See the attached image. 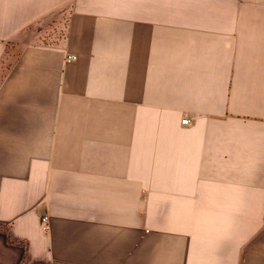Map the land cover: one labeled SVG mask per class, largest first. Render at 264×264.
I'll return each mask as SVG.
<instances>
[{
  "label": "crops",
  "instance_id": "crops-1",
  "mask_svg": "<svg viewBox=\"0 0 264 264\" xmlns=\"http://www.w3.org/2000/svg\"><path fill=\"white\" fill-rule=\"evenodd\" d=\"M0 264H264V0H0Z\"/></svg>",
  "mask_w": 264,
  "mask_h": 264
},
{
  "label": "rangeland",
  "instance_id": "rangeland-1",
  "mask_svg": "<svg viewBox=\"0 0 264 264\" xmlns=\"http://www.w3.org/2000/svg\"><path fill=\"white\" fill-rule=\"evenodd\" d=\"M52 24H50L49 23V26H51ZM49 26H47V23H46V30H45V32H46V35H48V34H52V35H57L59 32H58V30H59V27H54V28H52V26H51V28L49 27ZM62 31V30H61ZM60 31V32H61ZM42 39V38H41ZM42 41H44L45 43H51V42H54V40H52V39H48L47 38V40L46 39H42ZM72 56L73 55H70V56H68L67 57V60H72L73 58H72ZM183 118H189V120H190V123L192 122V118L191 117H189L188 115H184L183 117H182V119ZM181 119V120H182Z\"/></svg>",
  "mask_w": 264,
  "mask_h": 264
},
{
  "label": "built area",
  "instance_id": "built-area-1",
  "mask_svg": "<svg viewBox=\"0 0 264 264\" xmlns=\"http://www.w3.org/2000/svg\"><path fill=\"white\" fill-rule=\"evenodd\" d=\"M72 58H74V56H72ZM181 123H182L183 125H188V124H190V120H189V118H183V119L181 120Z\"/></svg>",
  "mask_w": 264,
  "mask_h": 264
}]
</instances>
